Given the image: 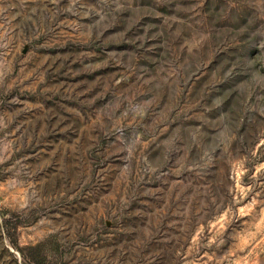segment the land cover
I'll return each mask as SVG.
<instances>
[{"label": "rangeland", "instance_id": "374dc122", "mask_svg": "<svg viewBox=\"0 0 264 264\" xmlns=\"http://www.w3.org/2000/svg\"><path fill=\"white\" fill-rule=\"evenodd\" d=\"M0 264H264V0H0Z\"/></svg>", "mask_w": 264, "mask_h": 264}, {"label": "trees", "instance_id": "16d2710c", "mask_svg": "<svg viewBox=\"0 0 264 264\" xmlns=\"http://www.w3.org/2000/svg\"><path fill=\"white\" fill-rule=\"evenodd\" d=\"M40 245L39 244H37V245H35V246H33L34 248H37V247H39ZM37 257H41V260H45L46 258H45V256H40V254L39 253H37Z\"/></svg>", "mask_w": 264, "mask_h": 264}]
</instances>
